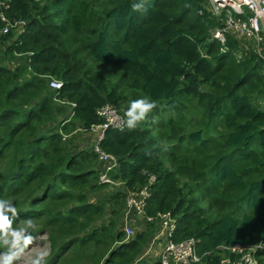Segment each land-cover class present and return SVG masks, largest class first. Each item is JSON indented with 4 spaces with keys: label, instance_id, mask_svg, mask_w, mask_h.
Here are the masks:
<instances>
[{
    "label": "trees",
    "instance_id": "trees-1",
    "mask_svg": "<svg viewBox=\"0 0 264 264\" xmlns=\"http://www.w3.org/2000/svg\"><path fill=\"white\" fill-rule=\"evenodd\" d=\"M1 1L0 165L9 167L0 199L14 200L11 222L40 221L26 235L47 236L46 264L108 235L111 250L79 264H148L138 258L154 236L145 218L157 212L177 218L174 240H199L205 264H219V246L264 242V108L254 100L264 99V62L229 35L225 44L213 37L220 21L207 0H148L146 12L132 10L139 0ZM18 20L27 22L1 33ZM141 97L157 107L135 128L105 131L100 147L118 159V188L93 202L87 192L108 186L103 164L94 143L72 152L65 135L77 125L91 134L106 103L126 121ZM152 175L145 230L111 232L118 217L93 226Z\"/></svg>",
    "mask_w": 264,
    "mask_h": 264
},
{
    "label": "built area",
    "instance_id": "built-area-1",
    "mask_svg": "<svg viewBox=\"0 0 264 264\" xmlns=\"http://www.w3.org/2000/svg\"><path fill=\"white\" fill-rule=\"evenodd\" d=\"M0 5H4V2L1 1ZM207 7L221 23L213 31L215 38L225 44L229 35L237 40L245 50L253 51L264 61V0H207ZM22 23V20L16 21L14 25L6 22L1 32L6 34L11 26ZM61 85V81L57 79L50 82V86L54 89L60 88ZM97 113L102 123L92 126L91 129L97 134L94 150L103 164L99 178L101 183H113L112 172L117 167L118 159L113 154L102 150L99 143L108 128L122 129L126 121L120 111L109 103L99 107ZM154 179L155 176L152 175L150 184ZM150 194L149 185L140 188L137 192H131L127 196L128 210L134 208L142 211ZM161 217L163 218L162 230L156 234L154 240L163 235L165 243L159 253L160 262L156 264H198L201 256L195 248V243L191 239L174 241L172 239L174 220L169 214H162ZM125 230L128 236L133 233L131 226H126ZM151 246L150 244L147 254ZM259 247L262 248L260 245L235 244L230 247L234 257H223L221 264H255L257 263L255 253Z\"/></svg>",
    "mask_w": 264,
    "mask_h": 264
},
{
    "label": "rangeland",
    "instance_id": "rangeland-1",
    "mask_svg": "<svg viewBox=\"0 0 264 264\" xmlns=\"http://www.w3.org/2000/svg\"><path fill=\"white\" fill-rule=\"evenodd\" d=\"M17 63V62H16ZM15 62L11 63V64H16ZM12 67L14 65H11ZM97 69H98V65H97ZM255 103H257L261 108H264V99L263 98H259V96H255L254 97ZM196 102L194 101L192 104H195ZM173 118V117H172ZM189 118L193 119L194 121V125L193 128L196 126L195 122V118L196 116L193 114H189ZM175 121L178 120H183V117L181 115L176 114V116L174 117ZM157 126V125H156ZM155 126V128H156ZM79 125H77V129H73V131L68 135H65V138H67V143L66 146L69 148V150H73L72 152H75L76 149H79L80 147L86 145L87 146H91V144L94 143L95 141V134H89L87 133V137H85L86 132H83V130H79L78 129ZM177 127V126H176ZM182 127L178 125V128ZM186 127V128H190ZM159 129V128H158ZM156 133H158V131H156ZM179 133V132H177ZM173 141V140H172ZM6 162V163H5ZM4 163H2L0 165V178H2L3 176H5V174L7 173V169L9 167V160L5 161ZM166 168L171 169V165L169 162H167L165 164ZM107 187V189H106ZM103 190L99 191H88V197L90 200H92L93 202H98L100 200H102L103 196L106 194H110L113 193L115 188H118L117 185H108L106 186ZM11 202H13L14 200L11 199ZM204 204L207 206V202H204ZM124 204H115L113 207H110L107 209L106 213L100 218L98 219L96 222H94L93 226H100L102 224H109L111 221L116 220V218H119V221H117V226L115 229H111V232H116V229H123L125 228L126 224H132L133 225V221L130 220V218H134L136 220V224L133 225V228L135 230V232L138 231H143L145 230L147 224H142V220H144L143 218V214L138 215L137 212H129L128 213V209L126 210V205L122 206ZM216 211V210H215ZM31 220L34 224L35 227L28 229L26 233L29 232H33L36 228H38L40 221L39 220H34V219H28ZM26 219H21V220H17V221H13L11 222V226L13 229L16 228H20L25 226L26 222L28 221ZM132 222V223H129ZM159 224L158 222L154 223V226L151 227L152 233L154 234V236L157 233V230L159 229ZM87 230H85L84 232H86ZM83 232V233H84ZM109 235L107 237H104L101 241H99V243H91V245L88 246H84V247H79V248H73L70 251L67 252V250L64 251V255H63V259L59 264H79L80 262H85V263H90L91 260H89L90 258L88 257V255H85V253L87 252H92L94 251H98V252H102L103 249L106 247L107 244H109L107 250H111V243L113 241H111L109 239ZM150 243V242H149ZM149 243H147L145 249L146 251L149 249ZM154 247L152 248L151 251H154L156 248V245H158V240H156V242H151ZM9 245H5L3 244L2 241H0V258L3 257V254L7 253L8 251L3 252L2 250H5V248H7ZM22 249V250H21ZM144 249V252H145ZM105 250V249H104ZM13 252H18V256L17 258H15L12 261V264H31L32 260L36 258V256L38 255V253L42 252V251H47L50 254V242L47 238V236L43 235V236H38V237H32V241L30 244L27 245V247L23 246V243H21L17 248H13L12 249ZM155 258V257H154ZM0 264H2V262H0ZM204 264V263H202Z\"/></svg>",
    "mask_w": 264,
    "mask_h": 264
},
{
    "label": "clouds",
    "instance_id": "clouds-1",
    "mask_svg": "<svg viewBox=\"0 0 264 264\" xmlns=\"http://www.w3.org/2000/svg\"><path fill=\"white\" fill-rule=\"evenodd\" d=\"M206 7H207V4H206ZM147 9H148V0H139V2H134L132 4V10L133 11L146 12ZM207 9H208V7H207ZM208 11H209V9H208ZM22 21H23L22 24H25V22H27L26 20H22ZM7 22H10V21H7ZM14 23L15 22H13L11 24L14 25ZM22 24L16 25V26H21ZM16 26H11L10 28H13V27H16ZM8 33H6V34H8ZM6 34H3V35H6ZM222 44H224V43H222ZM248 51H250V50H248ZM263 74H264V69H263ZM201 90H203V89H201ZM156 107H157L156 103L154 101H151L147 97H141L139 99L132 100L130 102V107L128 108V110L125 113L127 127L129 129L135 128L137 126V124L139 122L145 120L147 118L148 114L150 112H152V110L155 109ZM91 132H92V129H91ZM91 134H93V135L95 134V141H94V145H93V150H94V147H95V144H96V141H97V134L94 133V132H92ZM99 146H100V143H99ZM98 158H99V155H98ZM115 170H116V168L114 169V171ZM113 172H112V175H113ZM99 177H100V174H99ZM155 179H156V177H155ZM155 179H154V181H155ZM112 180H113V183H102V184H108V185L109 184H116V181L113 178H112ZM99 183H101L100 182V178H99ZM148 185L150 187V185H151L150 182H149ZM126 203H127V201H126ZM146 204H145L144 208L146 207ZM144 208H143L142 211H137V210H135L133 208L131 210H128V213L129 212H132V213L137 212L138 215L143 214V216H144ZM127 209H128V206L126 205V210ZM8 212H11L13 216H16L17 215V209H16L15 205L10 200L0 199V241H2L3 244H5V245H9V251L7 253L3 254V257L0 258V262H2V264H12V261L15 258H17V256H18V252H13L12 249L13 248H17L21 244V242H23V246L24 247H27V245L31 243L32 237L30 235H26V232H27L28 229H31V228L35 227V224L31 220H28L26 222L25 226L13 229L12 226H11V220L9 219V217L7 215H5V213H8ZM162 214H169L171 219L174 220V222H175V227H174V230L172 232L173 233L172 239H173L174 233H175L176 228H177V218L171 212H157V214H155L154 216L146 217L145 220L147 222L148 221L149 222H154V223L158 222V224H159L158 228L159 229L157 230V233H156V234H158L162 230V225H163V218L161 217ZM131 220L133 221V225H134V223H135L134 218H132ZM133 225L132 224H126L125 225V228H126V226H131L132 229H133V233L131 235H129V236L127 235V232H126L125 228L121 229V230H123L126 233V238H128V239L133 237L135 235V233H136L134 228H133ZM155 236H153L152 240H153V242L154 241L156 242V240H158V245H156V247H155L156 249L154 251H151L152 248L154 247V245L151 243L152 242L151 241L150 244L152 246H151V249L149 250L148 254L146 253L147 251L145 249V252H143L141 254V256L138 258V261L142 260V259H144L146 257H151V260L148 262V264H156V263L160 262L159 253L161 252L162 246L165 243V237L162 235L158 239L154 240ZM184 239H191L195 243V248L197 249L198 254L201 256V260H200V262L198 264L204 263V261H203L204 254H200L199 251H198V241L199 240L197 238L193 237V236L187 237V238H184ZM184 239H182V240H184ZM174 241H176V240H174ZM179 241H181V240H179ZM235 244L260 245V246H262V248L259 247V249L255 253L256 258H257V263H255V264H258L259 260L261 258H264V242H262V241L257 242V243H235ZM235 244H233V245H235ZM233 245H230V246L222 245V246L218 247L217 250L219 251L220 256H221L219 264H221V259L223 257H234V253L232 254V252L230 251V247H232ZM48 255H49V253L47 251H42V252L38 253L36 258L32 260L31 264H46Z\"/></svg>",
    "mask_w": 264,
    "mask_h": 264
},
{
    "label": "crops",
    "instance_id": "crops-1",
    "mask_svg": "<svg viewBox=\"0 0 264 264\" xmlns=\"http://www.w3.org/2000/svg\"><path fill=\"white\" fill-rule=\"evenodd\" d=\"M90 134V133H89ZM85 137H87L88 138V136H87V133L85 134ZM132 218H130V220H131ZM129 223H132V222H129ZM136 224V221H135V223H134V225Z\"/></svg>",
    "mask_w": 264,
    "mask_h": 264
}]
</instances>
